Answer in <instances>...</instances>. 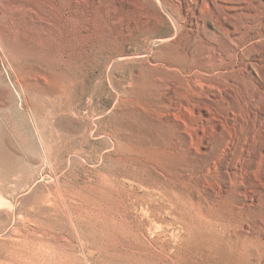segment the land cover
<instances>
[{"label": "rangeland", "instance_id": "rangeland-1", "mask_svg": "<svg viewBox=\"0 0 264 264\" xmlns=\"http://www.w3.org/2000/svg\"><path fill=\"white\" fill-rule=\"evenodd\" d=\"M0 264H264V0H0Z\"/></svg>", "mask_w": 264, "mask_h": 264}]
</instances>
